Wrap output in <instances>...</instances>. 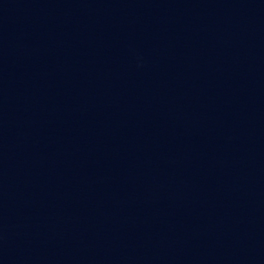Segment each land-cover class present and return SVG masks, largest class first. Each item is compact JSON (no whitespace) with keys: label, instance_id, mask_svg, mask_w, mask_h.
<instances>
[{"label":"water","instance_id":"water-1","mask_svg":"<svg viewBox=\"0 0 264 264\" xmlns=\"http://www.w3.org/2000/svg\"><path fill=\"white\" fill-rule=\"evenodd\" d=\"M0 264H264V0H0Z\"/></svg>","mask_w":264,"mask_h":264}]
</instances>
